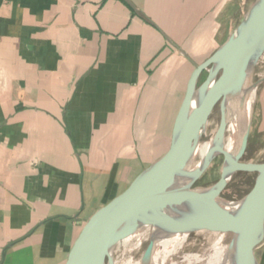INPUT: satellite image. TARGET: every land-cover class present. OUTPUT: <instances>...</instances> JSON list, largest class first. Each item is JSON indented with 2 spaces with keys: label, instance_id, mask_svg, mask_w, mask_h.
Returning a JSON list of instances; mask_svg holds the SVG:
<instances>
[{
  "label": "crops",
  "instance_id": "1",
  "mask_svg": "<svg viewBox=\"0 0 264 264\" xmlns=\"http://www.w3.org/2000/svg\"><path fill=\"white\" fill-rule=\"evenodd\" d=\"M238 13L237 0H0V264L66 263L169 150L192 62Z\"/></svg>",
  "mask_w": 264,
  "mask_h": 264
},
{
  "label": "water",
  "instance_id": "2",
  "mask_svg": "<svg viewBox=\"0 0 264 264\" xmlns=\"http://www.w3.org/2000/svg\"><path fill=\"white\" fill-rule=\"evenodd\" d=\"M264 55V0H255L226 42L202 64L192 62L193 73L177 114L169 150L138 175L129 187L100 208L86 223L65 264H114L111 250L142 228L171 233L231 234L234 264H258L256 253L264 245V162L247 163L252 113L238 148H224L230 112H244L242 89L247 72ZM207 74L200 84L203 74ZM219 109L217 145L201 167H188L213 113ZM224 159L221 178L208 188H197L212 163ZM237 173L256 174L252 189L241 199L222 198ZM185 177L186 183L178 178ZM153 239L141 261L150 260Z\"/></svg>",
  "mask_w": 264,
  "mask_h": 264
},
{
  "label": "rangeland",
  "instance_id": "3",
  "mask_svg": "<svg viewBox=\"0 0 264 264\" xmlns=\"http://www.w3.org/2000/svg\"><path fill=\"white\" fill-rule=\"evenodd\" d=\"M255 0H237L239 4V13L235 18V28L243 20L244 16L248 12L251 5ZM207 74H203L200 84L205 80ZM250 84L255 87L256 94L254 101L251 104L252 123L249 136V144L244 161L247 163H263L264 162V55L259 62L254 66ZM248 102V101H247ZM247 104V103H246ZM220 123V111L216 109L213 113L205 132L202 134L200 142L206 143L210 141L213 134L218 130ZM228 133L226 134V136ZM150 145V144H149ZM197 166L199 160L196 157ZM224 159L222 156L218 157L206 171L203 177L198 180L194 187L208 188L214 185L221 178L223 171ZM256 174L237 173L233 176L228 187L224 191L222 198L233 201L239 200L244 197L254 186L256 181ZM219 233L210 232H197L188 236L182 248L178 251V254L174 257V262L178 264H189L186 260L187 257L198 256L201 261H193L191 264H209V258L214 254L213 245L216 244ZM229 236V237H228ZM151 239H146L141 244L140 248L134 249L133 258L135 262L142 260L145 251L150 243ZM234 237L231 234H227L223 243V246L228 248V257L232 256L231 246ZM136 238L131 240L130 248L132 249L136 244ZM215 243V244H214ZM228 245V246H227ZM129 247V245H127ZM123 242H120L116 246V252L114 254V261H118V264H123V254L126 257L130 254L129 249ZM121 248V249H120ZM120 249V250H119ZM211 249V250H210ZM123 252V253H122ZM197 254V255H196ZM188 255V256H187ZM122 258V259H121ZM128 258V257H127ZM185 258V260H184ZM180 261H182L180 263ZM204 263H203V262ZM208 262V263H207ZM215 264V263H212Z\"/></svg>",
  "mask_w": 264,
  "mask_h": 264
},
{
  "label": "bare ground",
  "instance_id": "4",
  "mask_svg": "<svg viewBox=\"0 0 264 264\" xmlns=\"http://www.w3.org/2000/svg\"><path fill=\"white\" fill-rule=\"evenodd\" d=\"M253 69L254 67L249 68L247 72V77H246L247 82L245 83L242 89L241 95H242V98L245 99L244 104H243L245 105L244 112L242 113L241 110L236 109L234 113L230 112V115L228 117V120H229V123H228L229 126H228V131H227L228 135L225 137V140H224V148L230 152H233L238 148L244 126L248 122L250 115L252 113L251 104L254 101L255 94H256L255 87L250 84V79L252 76ZM216 134H217V131L213 134L210 141L206 143L198 142L195 145V147L193 148L192 154L190 155V158L188 160V167L190 165L194 166V164L197 162L196 157L199 160L197 167L198 168L201 167V164L205 156L207 155V153L212 148H215V146L217 145V142H215ZM178 180L181 183L187 182V179L185 177H180L178 178ZM188 236L189 234L187 232L171 233V232H168L158 227L154 229L142 228L140 229V232L134 235H131L123 240V243L126 246L129 245V247L127 246L126 248H130L131 240L136 238V241H137L135 246L132 249L131 248L129 249L130 254L127 256L128 258L126 257V253L125 255L123 254V259H124L123 264H178L176 261L174 262V257L178 254V251L182 248ZM225 237H226L225 234H220V236L218 237L216 241V244L214 243L215 244L213 245V247L215 246L213 248L214 254L208 259L209 264H212V263L234 264L233 262L234 256H230V259H229L228 248L223 246ZM146 239H153L155 243L153 255L150 260L135 262L133 258V254L131 252H134V249L140 248L141 244ZM115 252H116V247H113L111 250V255L113 259H114ZM186 260L188 261L189 264H191L193 261L194 262L201 261V258L198 256L197 257L189 256L186 258ZM118 261L113 260L114 264H118ZM181 262L182 261H180V263Z\"/></svg>",
  "mask_w": 264,
  "mask_h": 264
}]
</instances>
